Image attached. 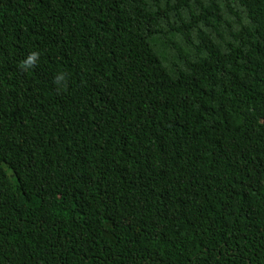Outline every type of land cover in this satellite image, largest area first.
Returning a JSON list of instances; mask_svg holds the SVG:
<instances>
[{
    "label": "trees",
    "instance_id": "obj_1",
    "mask_svg": "<svg viewBox=\"0 0 264 264\" xmlns=\"http://www.w3.org/2000/svg\"><path fill=\"white\" fill-rule=\"evenodd\" d=\"M0 264H264V0H0Z\"/></svg>",
    "mask_w": 264,
    "mask_h": 264
},
{
    "label": "clouds",
    "instance_id": "obj_2",
    "mask_svg": "<svg viewBox=\"0 0 264 264\" xmlns=\"http://www.w3.org/2000/svg\"><path fill=\"white\" fill-rule=\"evenodd\" d=\"M37 57H38V54L37 53L30 54L29 57L24 62H22V64L20 65V67L22 69H24V70H27V69L33 67L34 64H35V61H36ZM59 79L62 80L63 79V76L59 77Z\"/></svg>",
    "mask_w": 264,
    "mask_h": 264
}]
</instances>
